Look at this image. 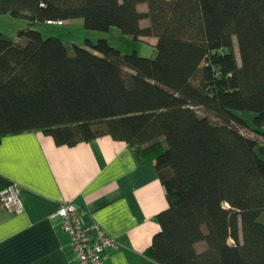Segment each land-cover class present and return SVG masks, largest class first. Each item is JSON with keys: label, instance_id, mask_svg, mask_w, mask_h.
Instances as JSON below:
<instances>
[{"label": "trees", "instance_id": "1", "mask_svg": "<svg viewBox=\"0 0 264 264\" xmlns=\"http://www.w3.org/2000/svg\"><path fill=\"white\" fill-rule=\"evenodd\" d=\"M6 13L29 24L18 41L0 31V141L27 130L60 145L124 140L156 162L169 201L149 257L264 264V148L238 114L264 128V0H0ZM76 18L156 37L157 56L106 38L69 49L35 27Z\"/></svg>", "mask_w": 264, "mask_h": 264}, {"label": "crops", "instance_id": "2", "mask_svg": "<svg viewBox=\"0 0 264 264\" xmlns=\"http://www.w3.org/2000/svg\"><path fill=\"white\" fill-rule=\"evenodd\" d=\"M0 18L16 23L12 34L0 27L13 41L29 24L10 13ZM11 182L21 187L24 209L14 212L0 203V264H77L61 217H52L65 200L80 206L88 227L98 224L119 242L106 250V264H159L146 250L161 230L157 215L169 207L166 188L156 162L142 161L128 142L104 135L60 145L42 130L6 134L0 141V196Z\"/></svg>", "mask_w": 264, "mask_h": 264}, {"label": "built area", "instance_id": "3", "mask_svg": "<svg viewBox=\"0 0 264 264\" xmlns=\"http://www.w3.org/2000/svg\"><path fill=\"white\" fill-rule=\"evenodd\" d=\"M48 24H65V20L49 19ZM0 203L14 212H21L24 204L21 197V187L11 182L2 191ZM52 217H61L62 229L69 236L70 247L77 264H106L105 252L109 247H119L117 239L100 225L94 229L88 227L83 220L82 209L72 200L61 202ZM94 230V231H93Z\"/></svg>", "mask_w": 264, "mask_h": 264}, {"label": "rangeland", "instance_id": "4", "mask_svg": "<svg viewBox=\"0 0 264 264\" xmlns=\"http://www.w3.org/2000/svg\"><path fill=\"white\" fill-rule=\"evenodd\" d=\"M145 9V5H142L140 10ZM37 26L45 37L51 35L61 37L62 40L66 42L65 44L69 49H72L73 44L75 43L86 46L87 39H91L96 42L100 38H106L111 45L119 48L123 53H132L136 50L140 55L147 57H156L158 53L157 48L153 46L156 39L152 36L144 37L145 40H136L132 36L124 34L118 27H112L109 31L88 29L85 27L84 21L81 18H78V21L75 23L67 22L63 25H51L46 22H38ZM0 27H3L6 33L12 34L14 33L13 29L16 27V23L5 21L0 18ZM236 50L238 52L237 43ZM201 113L204 114V110H202ZM238 114L245 118L250 124V126L247 127H240V130L244 134L255 138L259 143V147L264 148V128L260 130L256 129L253 123L255 113L251 111H239ZM205 246V242H200L197 245L199 250L204 249Z\"/></svg>", "mask_w": 264, "mask_h": 264}]
</instances>
